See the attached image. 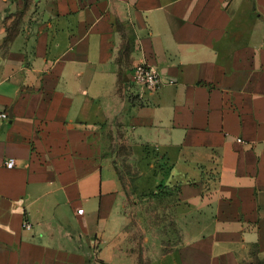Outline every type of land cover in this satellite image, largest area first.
Masks as SVG:
<instances>
[{
  "label": "crops",
  "instance_id": "1",
  "mask_svg": "<svg viewBox=\"0 0 264 264\" xmlns=\"http://www.w3.org/2000/svg\"><path fill=\"white\" fill-rule=\"evenodd\" d=\"M0 11L20 16L5 43L0 28V264L264 259V0H0ZM142 62L158 88L133 81ZM126 147L136 194L166 190L170 205L127 209Z\"/></svg>",
  "mask_w": 264,
  "mask_h": 264
},
{
  "label": "rangeland",
  "instance_id": "2",
  "mask_svg": "<svg viewBox=\"0 0 264 264\" xmlns=\"http://www.w3.org/2000/svg\"><path fill=\"white\" fill-rule=\"evenodd\" d=\"M19 17V14H16L13 18L8 19L7 13H3L2 11H0V28H4L7 31L4 36V43L7 42V40L14 33L18 25ZM119 152H121L122 154V161L118 163V172L120 173L121 181L126 191L127 200L125 206H127V209L130 210V206H135L136 202L145 203L147 204L146 206H156L153 209V211L155 210V212L157 211V207L162 210L166 206L170 205L171 200H168V192L166 190H162L159 193L149 196L136 194V187L134 184L135 178L138 174V167L136 165V152L132 147L121 148ZM148 211H151V209H149ZM158 214L159 215L157 218L160 221L163 220V222L165 223V217L164 215H162V212L160 211ZM135 225V222L132 220V224L130 226V233L126 236L127 250L129 249L132 252L136 250L140 251V242L143 237L140 231L135 228ZM162 231L165 235L167 228L164 226L162 228ZM171 238H174L175 241L178 239V232L176 229H174L171 233Z\"/></svg>",
  "mask_w": 264,
  "mask_h": 264
},
{
  "label": "built area",
  "instance_id": "3",
  "mask_svg": "<svg viewBox=\"0 0 264 264\" xmlns=\"http://www.w3.org/2000/svg\"><path fill=\"white\" fill-rule=\"evenodd\" d=\"M132 79L133 81L141 86H145L151 89L158 88L163 83V78L156 68L148 65L145 62L136 64L132 70ZM173 80H168V83H173ZM8 114L5 111H0V120H7ZM239 142H242L241 138L237 139ZM5 166L8 168H12L15 165L14 158H8L5 161ZM78 213L82 212L81 208L77 209ZM23 228H29V224L27 222H23Z\"/></svg>",
  "mask_w": 264,
  "mask_h": 264
},
{
  "label": "trees",
  "instance_id": "4",
  "mask_svg": "<svg viewBox=\"0 0 264 264\" xmlns=\"http://www.w3.org/2000/svg\"><path fill=\"white\" fill-rule=\"evenodd\" d=\"M24 1L27 2V0ZM247 264H264V259H255L251 263H247Z\"/></svg>",
  "mask_w": 264,
  "mask_h": 264
}]
</instances>
